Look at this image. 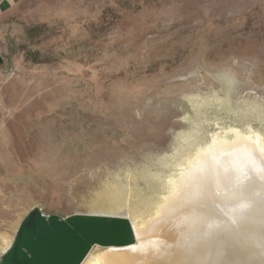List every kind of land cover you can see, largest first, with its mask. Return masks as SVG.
Wrapping results in <instances>:
<instances>
[{
	"label": "rangeland",
	"instance_id": "374dc122",
	"mask_svg": "<svg viewBox=\"0 0 264 264\" xmlns=\"http://www.w3.org/2000/svg\"><path fill=\"white\" fill-rule=\"evenodd\" d=\"M229 124L264 137V0L20 1L0 17V264L32 209L160 196Z\"/></svg>",
	"mask_w": 264,
	"mask_h": 264
},
{
	"label": "bare ground",
	"instance_id": "6f19581e",
	"mask_svg": "<svg viewBox=\"0 0 264 264\" xmlns=\"http://www.w3.org/2000/svg\"><path fill=\"white\" fill-rule=\"evenodd\" d=\"M263 138L229 124L190 144L160 178L162 195L114 213L130 220L133 242L94 245L80 264H264Z\"/></svg>",
	"mask_w": 264,
	"mask_h": 264
},
{
	"label": "water",
	"instance_id": "95a60500",
	"mask_svg": "<svg viewBox=\"0 0 264 264\" xmlns=\"http://www.w3.org/2000/svg\"><path fill=\"white\" fill-rule=\"evenodd\" d=\"M2 254V264H80L89 250L132 243L130 220L116 215L72 214L62 219L32 209Z\"/></svg>",
	"mask_w": 264,
	"mask_h": 264
},
{
	"label": "crops",
	"instance_id": "0c3cea01",
	"mask_svg": "<svg viewBox=\"0 0 264 264\" xmlns=\"http://www.w3.org/2000/svg\"><path fill=\"white\" fill-rule=\"evenodd\" d=\"M23 0H0V17L4 15V13Z\"/></svg>",
	"mask_w": 264,
	"mask_h": 264
}]
</instances>
